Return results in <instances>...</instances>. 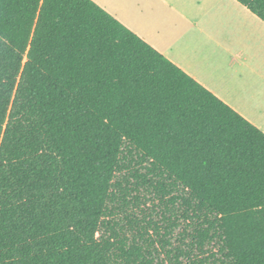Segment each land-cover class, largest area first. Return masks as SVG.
I'll list each match as a JSON object with an SVG mask.
<instances>
[{"label":"trees","instance_id":"trees-1","mask_svg":"<svg viewBox=\"0 0 264 264\" xmlns=\"http://www.w3.org/2000/svg\"><path fill=\"white\" fill-rule=\"evenodd\" d=\"M0 264H264V134L91 0H0Z\"/></svg>","mask_w":264,"mask_h":264},{"label":"crops","instance_id":"crops-1","mask_svg":"<svg viewBox=\"0 0 264 264\" xmlns=\"http://www.w3.org/2000/svg\"><path fill=\"white\" fill-rule=\"evenodd\" d=\"M264 134V23L234 0H91Z\"/></svg>","mask_w":264,"mask_h":264}]
</instances>
